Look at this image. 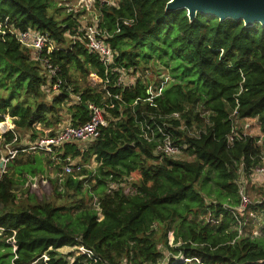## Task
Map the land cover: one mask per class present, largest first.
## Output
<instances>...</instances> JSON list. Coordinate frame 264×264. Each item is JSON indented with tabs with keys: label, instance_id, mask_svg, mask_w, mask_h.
I'll return each instance as SVG.
<instances>
[{
	"label": "trees",
	"instance_id": "obj_1",
	"mask_svg": "<svg viewBox=\"0 0 264 264\" xmlns=\"http://www.w3.org/2000/svg\"><path fill=\"white\" fill-rule=\"evenodd\" d=\"M96 1L99 26L110 32L117 55L112 67L144 71L158 60L174 81L159 93L148 92L155 82L144 75L117 85L118 73L106 75L100 56L74 38L81 24L77 14L59 20L50 12L55 0H0V123L8 115L14 123L13 130L0 133V148L21 131L36 138V123L52 127L66 114V122L83 124L90 103L103 106L111 119L88 147L73 141L55 154L19 152L0 171V264H70V255L60 251L66 246L92 252V258L76 255L73 264H264V200L237 210L238 168L249 175L263 163L264 26L201 13L191 20L186 9L167 11L169 0ZM126 18L133 21L124 24ZM28 29L47 33L58 45L49 56L60 66L61 90L52 89L55 79L21 43L18 32ZM90 71L102 79L100 90L79 87L76 74L86 77ZM71 93L80 94L81 102L68 103ZM247 117H257L262 134L231 143L235 122ZM164 121L191 160L165 156L156 151L157 139L146 138L142 125L161 137L155 122ZM93 156L100 164L94 171L83 167V178H49L53 199L42 202L28 194L24 203L14 190L45 175L52 160L62 166L68 158L78 164L77 158ZM112 181L118 185L111 187ZM130 183L134 191L126 193ZM70 195L78 199L58 204ZM237 219L245 224L241 235ZM161 243L170 252L167 262Z\"/></svg>",
	"mask_w": 264,
	"mask_h": 264
},
{
	"label": "built area",
	"instance_id": "obj_2",
	"mask_svg": "<svg viewBox=\"0 0 264 264\" xmlns=\"http://www.w3.org/2000/svg\"><path fill=\"white\" fill-rule=\"evenodd\" d=\"M107 2L108 4H116V1L112 0H100L101 4H104ZM71 11V10H69ZM100 14L98 17L95 18L96 22L94 23H86L81 26L78 29L79 34L74 36V38H78L81 41H83L87 48H89L91 51L96 52L100 56V60L102 61L103 65L106 69V75L112 74L117 72V85L126 86L131 83H134L139 77L142 75L139 73V71H133V69L126 70V69H120L117 67H112V65L116 61V51L113 50L111 47L109 37L110 32L107 30L102 29L100 24ZM132 18H126L123 20L124 24L130 23ZM80 32L84 33V38H82V35ZM18 37L23 45H26L31 48L32 54H34V57L37 58L41 64L42 67L45 69L46 74L50 76V78H54L55 81L52 84V89L59 91L62 89L63 85V79L61 76V69L60 66L55 65L53 61L51 60V57L49 56L50 52L57 49V44L50 38V36L47 33H41L35 29H28L24 30L23 32H18ZM77 40V39H76ZM126 71V72H125ZM132 72L130 74H127L128 72ZM131 75L132 77L128 79L127 77ZM126 76V77H125ZM102 82V79H100ZM109 82V78L105 81L104 89L106 88V84ZM154 83H151L148 92H153ZM106 93H109V90L106 91ZM73 97L70 98L69 102L76 103L81 102L82 97L80 94L71 93ZM113 106V105H111ZM89 110H90V117L89 119L79 125H73L71 123H68L65 126H61L60 129L54 131V129H50L51 132L46 133L44 136H40L34 143L31 145H26V147H17L18 140L20 139L17 134H15L13 141L8 143V157L4 158L3 162H9L11 159H14L15 156L19 152H26V151H40L44 153H50L55 154L57 149L61 148L63 144H67L68 142H95L100 136L101 131L104 127H108L110 124L111 119L109 117L107 118L104 113V108L101 105H98L96 103H90L88 104ZM235 113H237L235 111ZM178 116V113H172L170 116ZM8 120V127L5 128L4 124L3 129H0V133L3 134L7 131H11L14 128L12 119L8 118L5 121ZM3 121V122H5ZM167 122L164 121L163 124L159 122H155V129L158 133H161V137L159 135H156L151 125H144L141 126L143 132L145 133L146 138L148 140L157 139L158 144L156 147V151L163 153L165 156H173V157H179L182 154V146L176 144L173 139L172 132L167 131ZM256 125L258 129L260 130V123L257 119V117H247L238 120L235 122V126L232 129V133L229 136V141L232 143V141L236 137H247L252 136V128ZM35 126L38 128V123L35 124ZM166 127V128H164ZM49 130V131H50ZM241 130V131H239ZM261 132V130H260ZM262 134V133H261ZM1 136V135H0ZM1 138V137H0ZM13 147V148H12ZM263 161H264V155ZM59 159V158H58ZM83 166L80 164H74L70 158H68V162L64 164L63 172L64 174H72L74 172H79ZM264 174V162L262 164L256 165L251 169V172L249 176L258 177L260 175ZM241 181V180H240ZM239 181V192L241 195V202L240 205L237 207L238 212H243L246 210L250 205L253 204V202L250 199V196L245 192V188L241 186ZM118 184L114 181L111 182V187L117 186ZM124 191L132 192L134 191V188L132 185L125 186ZM96 200H98L96 198ZM250 215L254 217V213L250 212ZM245 224L242 223V220L237 219V229L238 233L243 234ZM79 248H82V253H86L89 257L92 258V252L86 250L84 247L80 246ZM182 259H185L186 261H190L189 259L184 258L181 256ZM197 261L201 263V261L197 258ZM203 264V263H201Z\"/></svg>",
	"mask_w": 264,
	"mask_h": 264
},
{
	"label": "rangeland",
	"instance_id": "obj_3",
	"mask_svg": "<svg viewBox=\"0 0 264 264\" xmlns=\"http://www.w3.org/2000/svg\"><path fill=\"white\" fill-rule=\"evenodd\" d=\"M55 1H56V5L50 9V12L55 14L59 18V20H63L64 17L67 16L66 15L67 13H68V15L71 13L77 14L79 19H80L79 23H81V24H79V27L81 26V28L86 23L96 22L97 19L95 20V18L98 17L100 14L99 6L96 4V2H97L96 0H55ZM112 1H115V0H112ZM69 10H71V11H69ZM142 69L143 68H140V70H138L139 73L141 75H144L147 78H149L150 82H155L154 87H153L154 92H158V93L161 92L162 88H164L171 81H174V78L172 77L169 69H167L163 64L159 63L158 60L155 61V63L154 62L148 63L147 68L146 69L144 68V71H142ZM127 72H128L127 74L132 73L129 71H127ZM197 75L198 74L195 72V77H197ZM76 76L78 78L79 87L81 89L86 88V86H90V87L94 88L96 91L100 90L102 88V86H101L102 83H101L100 77L94 71H90L86 77L80 75L79 73H77ZM52 95H53L52 92L47 93V97L49 100H51ZM68 103L72 104L73 101H72V103L68 101ZM68 106H69V104L66 105V107H68ZM66 107H65V110H66ZM203 114H205V112H203ZM8 118L12 119V117H10L9 115L7 116L6 119H8ZM65 118L67 119V114H66ZM66 119L61 120V122H59L57 124H54L53 125L54 127H48V126L45 127L44 125L38 123L37 130H38L39 134L36 135L35 140L30 135V131H26V132L23 131L22 133H19L18 136L20 139L18 140L17 147H26V145H31L40 136H44L46 133L51 132L50 129H54V131L60 129L59 124L60 123H62L63 125L66 124L65 123ZM2 124H4L5 128L8 127V120L0 123V129H3ZM13 125H14V123H13ZM192 131L197 133L198 128L194 127ZM261 133L262 132H260L258 127L256 125H254L252 128L251 134L261 135ZM30 142H32V143L29 144ZM91 143H93V142H89V141L86 143L82 142L81 146L82 147H88V145ZM0 151H1V161H3L4 158L8 157V143L5 145L4 149L0 148ZM27 152H31V151L30 150L26 151V155H27ZM32 152H36V151H32ZM183 152L179 157L181 159L191 160L192 156L190 157L187 154H185V152L184 153ZM76 161L79 162L78 164L85 167V169H90L91 171L96 170L100 164L98 161H96L94 156L88 161H83V159H81V158H77ZM7 163H8V161L5 162L2 167H0L1 172H3V170L6 168ZM63 167H64V165L60 166L58 164V161L52 160L50 169L47 170V175L50 176L49 178H54L56 181H58V183H60L62 181L61 178H65L68 176V175L64 174ZM240 168L241 167H239L237 170V172L241 176L240 184H241V186H243L245 188L244 190L250 196V199L253 202V204L257 201L264 200V174L260 175L258 177L252 178L251 176L244 174V172L242 171V168L241 169ZM74 174L76 176H80L83 178V176L80 174V171L74 172ZM49 178L48 177L45 178L43 176H38L36 178H30L27 180V182L25 184L16 185L14 190L17 193L18 198H20V200H22V201H25L24 203L29 202V200L27 198L28 194H31V197H32V195L34 197H37L38 201H42V202L48 201L49 199H53V197H52L53 183ZM87 184H89V183H87ZM130 185H131V183L127 186H130ZM197 187L199 189H201L202 179L199 180V182L197 183ZM206 188H210L211 197H213V198L216 197V193H215L216 189H215V185L213 184L212 181L208 182ZM205 196H207V195L205 194ZM77 199H78L77 196H73V195L71 196L70 195L67 198L65 197V198L59 200L58 204H61V205L63 204V205L69 206V204L74 203L73 201H76ZM88 199H89V196L85 195V200H88ZM94 202H95V200H93V202H90L91 205H92V203L94 205ZM75 213H76V211L71 213V216L75 217L76 216ZM258 229H259V227H257L254 230V232L257 233ZM168 235H169V244L170 245L174 244L175 235H173V231H170ZM178 244H179V242L176 245H178ZM160 248L164 251L165 256H168L164 259V261L167 262V260H169V257H170L169 256L170 252L165 249V247L163 246L162 243L160 244ZM81 249L82 248H76V247H72V246L67 247L66 246V247L61 248L60 251L63 254H66V255L69 254L70 257H68V259L71 261L70 264H73V262L75 261V256L78 254H82Z\"/></svg>",
	"mask_w": 264,
	"mask_h": 264
},
{
	"label": "water",
	"instance_id": "obj_4",
	"mask_svg": "<svg viewBox=\"0 0 264 264\" xmlns=\"http://www.w3.org/2000/svg\"><path fill=\"white\" fill-rule=\"evenodd\" d=\"M165 9H186L191 20L201 13L217 16L220 20H243L247 27L256 22L264 26V0H169ZM3 165L1 161L0 167Z\"/></svg>",
	"mask_w": 264,
	"mask_h": 264
},
{
	"label": "crops",
	"instance_id": "obj_5",
	"mask_svg": "<svg viewBox=\"0 0 264 264\" xmlns=\"http://www.w3.org/2000/svg\"><path fill=\"white\" fill-rule=\"evenodd\" d=\"M131 77H132V76L129 75L127 78L130 79ZM12 121H13V120H12ZM65 123H66V124H64V125H63L62 123H60V124H59V127L67 125V124H68V121L65 122ZM52 127H54V126H52ZM22 132H23V131H21L20 133H22ZM37 134H39V133H37ZM30 135H31V133H30ZM35 139H36V138H34V140H35ZM34 140H33V141H34ZM31 143H32V142H30L29 144H31ZM33 143H34V142H33ZM27 153H28V152H27ZM38 153L41 154V152H38ZM23 154L26 155V153H23ZM44 155H45V154H44ZM45 156L47 157V155H45ZM23 157H27V156H23ZM46 166H47V170H49L51 165H49V163H47ZM47 170H46L45 175H39V176H43V177H45V178H47V177L49 178V176H47ZM29 177H30V176H29ZM36 177H38V176L31 177V178H36Z\"/></svg>",
	"mask_w": 264,
	"mask_h": 264
}]
</instances>
